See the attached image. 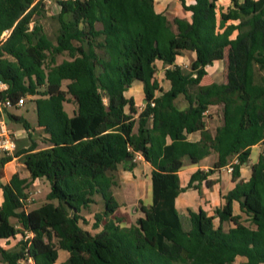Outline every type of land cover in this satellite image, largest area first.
<instances>
[{"label": "trees", "instance_id": "16d2710c", "mask_svg": "<svg viewBox=\"0 0 264 264\" xmlns=\"http://www.w3.org/2000/svg\"><path fill=\"white\" fill-rule=\"evenodd\" d=\"M51 1L59 7L54 40L35 18L44 0H0V78L13 96L34 98L37 126L48 142L43 148L34 141L19 144L13 155L0 156V166L18 157L29 173L0 182V238L22 236L12 248L0 246L4 261L264 264V150L246 180L239 170L251 147L264 145V0H230L219 20L217 0H178L190 19L171 20L155 10L154 0ZM226 48V81L191 92ZM183 51L194 55L188 68L176 63ZM62 53L68 58L57 62ZM157 61L167 90L155 77ZM136 82L146 100L138 113L126 95ZM68 96L76 103L71 115L64 108ZM210 105L220 106L222 115L213 134L204 119ZM9 117L30 129L23 117ZM196 131L199 140H188ZM137 154L151 165V203L140 202L142 215L123 226L114 214L120 207L115 174L120 164L131 171ZM210 154L212 166L193 172L181 188L183 158L198 162ZM234 158L235 183L224 204L213 214L202 208L180 214L178 194L200 191L202 181L211 187L207 176ZM42 178L49 183L45 201L28 209L27 189ZM93 205L100 211L93 212ZM91 212L96 233L81 226ZM59 249L69 254L61 262Z\"/></svg>", "mask_w": 264, "mask_h": 264}, {"label": "crops", "instance_id": "0c3cea01", "mask_svg": "<svg viewBox=\"0 0 264 264\" xmlns=\"http://www.w3.org/2000/svg\"><path fill=\"white\" fill-rule=\"evenodd\" d=\"M193 0H186V3H192ZM170 4H172L173 9L175 11L174 16L179 17H185L187 19H190V12L186 11L182 8L180 5V2L178 0H154L155 10L158 12H164L167 17ZM230 5V0H217V20H219V13L221 11H226L227 7ZM172 17V18H173ZM235 21H228L227 23ZM236 32L232 34V36H235ZM194 55L192 52L189 51H183L182 54L177 58L176 63L181 65L182 67H186L190 61L193 59ZM229 48L225 49L224 58L222 60L215 61L212 65L208 66L206 68L207 73L204 75L200 83L197 85V89H194V91H198L199 89L206 87L210 85L212 82H225L226 77L224 78V75L226 76V69L224 64H226L229 61ZM158 70L155 74L156 79L159 82V85L163 88V90H167L169 88V81L165 79L164 77V67L161 62H156ZM138 84L135 95L132 94L128 88L126 91V95L129 97H132L135 102V106L137 108V113L141 111L144 107V94L142 89V84L140 82H136ZM159 92H157L158 94ZM186 106H180L179 108H184ZM76 109V108H75ZM74 109V110H75ZM73 110V111H74ZM218 112V114H217ZM73 113V112H72ZM137 113L134 115V117H137ZM71 115V114H69ZM219 118V121L214 124L213 121L217 117ZM205 124L206 128L209 129V131L213 134L216 127L221 125L222 123V115H221V107L218 105H210L208 107V110L205 112ZM213 126V128H212ZM20 131H18V134ZM200 138V132L196 131L193 133L188 134L187 139L190 141H197ZM264 150V145L256 144L253 145L250 149V155L248 157V160L246 163L240 165V178L246 180L251 173V166L253 163L257 161L259 153ZM215 161V155L210 154L203 159L199 160L198 162H192L188 156H185L183 158L182 167L178 171L179 176V186L181 188H185L190 176L193 172L196 170H202L206 172ZM135 166L134 168L128 172L131 174H135L136 171L139 168L148 169L149 172L151 171V165L145 161L142 156H135L134 158ZM24 167V171L20 173V168ZM125 170V169H124ZM17 172L20 177H28L29 173L26 169L25 165L22 163V161L18 157H13V159L7 163H5L3 166L0 167V182L6 183L11 175L13 173ZM208 179L214 180V183L211 187H207L202 181L200 183V191L194 188H187L184 191L180 192L175 200V205L178 210V212L184 216L188 215V211H197L199 208H202L207 212V214H213V210L217 207H220L224 204V198L223 195L227 193L233 186L234 181L231 178V173H228L225 170V167H222L219 170L214 171L213 173L209 174L207 176ZM39 181V179H35L32 182V185H35L36 182ZM3 201V193L2 189L0 188V205ZM233 213L239 214V206L238 202L233 201L232 203ZM14 219H12L13 221ZM22 238L21 234H16L15 237L11 238H0V246L2 248L8 249L14 247L17 242ZM62 256L61 261H64L68 257V252L66 250L61 249L58 250V257ZM0 264H8L4 261L2 255L0 254Z\"/></svg>", "mask_w": 264, "mask_h": 264}, {"label": "rangeland", "instance_id": "374dc122", "mask_svg": "<svg viewBox=\"0 0 264 264\" xmlns=\"http://www.w3.org/2000/svg\"><path fill=\"white\" fill-rule=\"evenodd\" d=\"M168 16L171 20L173 15H175V11L173 9L172 4L168 8ZM59 11V7L56 3L51 0H44V7L41 11L40 16H36V20L42 25L44 32L48 35V37L52 40L55 39V35L58 29V22L55 19L56 14ZM68 58L66 53L59 54L57 56V62ZM228 63V62H227ZM227 63L224 64L225 69L227 70ZM189 64L185 67L188 68ZM226 76L224 75V78ZM65 82L63 83V87ZM138 84L134 83L129 91L135 95V91ZM198 87H192L191 92L195 93L194 89ZM69 101L64 103V108L68 114H72L73 110L76 108V103L72 100L70 96ZM34 98L28 99L23 107L21 108H13L10 110V113L16 116L23 117L29 124L30 129L27 130L24 128L23 123L17 122L11 117L7 116V124L8 127L11 128L16 134V144L17 145H27L31 141L36 143V148H43L48 145L46 141V136L43 130L37 126V115L35 109V103L33 101ZM176 104L178 107L186 104V101L183 97H178L176 100ZM218 114V112H217ZM219 121L218 115L214 119L213 123L216 124ZM213 128V126H212ZM18 131L20 133L18 134ZM1 167V166H0ZM24 167L20 168V173L24 171ZM116 178L118 181V185L113 187V193L117 198L120 207L116 209L115 213L117 216H120L123 220L121 224L123 226H128L133 223L136 218L142 215L140 211V202L145 205H149L151 203V182H150V172L148 169L139 168L136 173L131 174L130 172L123 169V165L120 164L116 171ZM49 190V183L46 179H39L35 185L32 183L29 185L28 191V206L27 208L37 207L41 203L45 201L46 193ZM93 212H99L100 206L93 205ZM85 222H81V226L90 231L91 233H96L99 228H94L93 221L94 216L93 213H87L85 215ZM54 242L56 240L54 239ZM61 251V249H59ZM62 256L58 257V261H60Z\"/></svg>", "mask_w": 264, "mask_h": 264}, {"label": "built area", "instance_id": "2783aa9c", "mask_svg": "<svg viewBox=\"0 0 264 264\" xmlns=\"http://www.w3.org/2000/svg\"><path fill=\"white\" fill-rule=\"evenodd\" d=\"M9 33L6 30L1 38H4ZM28 96H13L9 92V84L0 78V156L2 155H13L17 148L16 136L17 134L8 127L7 116H9L10 110L15 108H21L28 100ZM153 104V103H151ZM137 156H141L137 154ZM237 160L234 158L231 163L225 166V170L231 173L233 170V164ZM22 264H34L31 258H25L21 261Z\"/></svg>", "mask_w": 264, "mask_h": 264}, {"label": "water", "instance_id": "95a60500", "mask_svg": "<svg viewBox=\"0 0 264 264\" xmlns=\"http://www.w3.org/2000/svg\"><path fill=\"white\" fill-rule=\"evenodd\" d=\"M144 102H146V100H144ZM140 206H141V204H140Z\"/></svg>", "mask_w": 264, "mask_h": 264}]
</instances>
